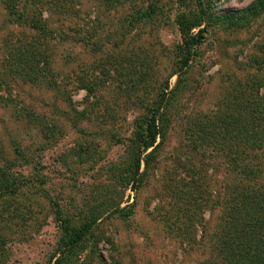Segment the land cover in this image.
Listing matches in <instances>:
<instances>
[{
    "label": "rangeland",
    "instance_id": "obj_1",
    "mask_svg": "<svg viewBox=\"0 0 264 264\" xmlns=\"http://www.w3.org/2000/svg\"><path fill=\"white\" fill-rule=\"evenodd\" d=\"M234 210L264 247V0H0V264H253Z\"/></svg>",
    "mask_w": 264,
    "mask_h": 264
},
{
    "label": "trees",
    "instance_id": "obj_2",
    "mask_svg": "<svg viewBox=\"0 0 264 264\" xmlns=\"http://www.w3.org/2000/svg\"><path fill=\"white\" fill-rule=\"evenodd\" d=\"M199 5V17L191 21L186 13H181L178 16V24L183 33V42H182V59L180 68L184 69L188 67L191 61L194 59L198 47L202 44L205 39V34L207 32L206 26H202L198 29L197 32H192V27L201 26L204 23L206 12L202 7L201 1L198 2ZM168 86V84H167ZM160 103H156L150 112V115L147 117L146 123L144 125L141 133H138L139 141L133 142V159L131 166L133 168V180L136 182L139 179L140 170H141V161L142 153L148 151V156L153 155V151L156 149V144L158 137L161 134V126L159 122V117L161 115V109L164 105V95L160 96ZM147 156V157H148ZM235 212V210H234ZM241 214V213H240ZM235 212V215L229 216L226 218L225 225L222 227L224 237L227 241L233 243L234 246L237 245L246 248V244L250 243V249L253 248V245L259 242V233L253 231L255 226H258V223L249 219V230L243 224V215H240ZM255 223V225L253 224ZM90 225H87L79 230H72L66 232L65 237L66 241L64 244V250H71L73 246L82 240L88 233V228ZM264 239L260 240V243L264 244ZM254 243V244H253ZM252 244V245H251ZM257 253L254 255V260L251 262L253 264H264V247L261 244L257 245ZM250 257V256H249Z\"/></svg>",
    "mask_w": 264,
    "mask_h": 264
}]
</instances>
